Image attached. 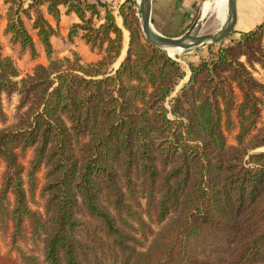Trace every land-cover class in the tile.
<instances>
[{"label":"trees","instance_id":"1","mask_svg":"<svg viewBox=\"0 0 264 264\" xmlns=\"http://www.w3.org/2000/svg\"><path fill=\"white\" fill-rule=\"evenodd\" d=\"M4 2L12 44L38 59L33 19L48 64L21 77L0 43V234L17 256L0 264H264V82L254 75L264 23L206 45L172 97L186 72L146 40L133 0L118 12L129 34L118 68L124 34L111 6ZM62 7L80 19L68 40L99 60L53 56L59 32L43 8L59 23Z\"/></svg>","mask_w":264,"mask_h":264},{"label":"crops","instance_id":"2","mask_svg":"<svg viewBox=\"0 0 264 264\" xmlns=\"http://www.w3.org/2000/svg\"><path fill=\"white\" fill-rule=\"evenodd\" d=\"M89 1L94 3L96 0ZM100 1L114 9L116 23L123 30L124 48L121 57L115 66V68H118L126 57L129 41V34L123 27L122 19L118 16L119 8L126 0ZM24 2L25 7L30 4V0H24ZM219 2L220 0H153L152 18L153 22H155L154 27L158 30V32L165 36L177 37L183 34L190 27V24L199 16V14H206V12H210L207 21L208 23L204 27V30L208 33L215 32L221 27L222 23L220 22L219 24L217 20L218 16H216L218 14L216 7ZM236 4L238 22L235 34L232 36V41L239 39L243 33L253 31L260 24L264 23V0H236ZM43 11L46 14L48 22L59 32V35L54 36L51 39L54 50L53 56L55 58H68L71 57L72 52H77L82 57L84 63H91L100 59V56L97 53L92 52L81 40V38H75L73 42L68 40V34L71 26L80 22L79 17L75 13H68L67 9L62 7L60 21L57 23L52 16L47 14L46 8H43ZM0 13V43L3 47V53L5 56H9L14 60L21 77L32 73L33 69L38 64L47 65L48 60L46 58L44 48L39 41L37 31L33 29V19H25L24 22L27 31L34 40L36 50L39 53L37 60H33L30 52L28 51L21 54L20 46L12 44L10 35L5 33L7 27V17L4 0H0ZM224 14L226 18V1L224 4ZM157 22L172 23L171 27H167L170 29L169 32L164 31L165 29H163L161 25H158ZM209 26H212V28H208ZM205 47L206 45L204 46V49L208 50V48ZM196 48L186 51H195ZM193 62H195V60ZM188 80L189 79H187L186 83Z\"/></svg>","mask_w":264,"mask_h":264},{"label":"water","instance_id":"3","mask_svg":"<svg viewBox=\"0 0 264 264\" xmlns=\"http://www.w3.org/2000/svg\"><path fill=\"white\" fill-rule=\"evenodd\" d=\"M133 1L146 40L165 51H186L203 45H219L233 36L236 31L238 22L236 0H226L225 22L219 29H217V31L204 34L201 33L208 23L207 21L210 12H206V14H199V16L193 21L192 25L183 34L177 37L165 36L158 32L154 27L152 18L153 0Z\"/></svg>","mask_w":264,"mask_h":264},{"label":"rangeland","instance_id":"4","mask_svg":"<svg viewBox=\"0 0 264 264\" xmlns=\"http://www.w3.org/2000/svg\"><path fill=\"white\" fill-rule=\"evenodd\" d=\"M216 16H218V14ZM217 20H218V22L220 24V20L218 18H217ZM157 23H158V25H161V27L163 29H165L164 31H166V32H169V30H170L167 27H171V25H172V23L170 24L168 22H161V23L157 22ZM192 23L190 24V26L192 25ZM211 24H212V22H211ZM168 25H170V26H168ZM208 28L211 29L212 26H209ZM201 33L204 34V33H208V32L205 31L204 28H203ZM232 39L233 38L231 36L228 40H226L224 42V45L230 44L232 42ZM215 46H218V45H215ZM168 54L170 55L169 52H168ZM71 56H72V54H71ZM208 56H209L208 50L204 49V45L202 46V48L199 51L198 50H195V51H193V50H191V51H183V50H181V51H177L176 52L175 56L172 57V58L177 60V61H179L181 63V65L183 66L187 76L180 83V85L177 87L176 92L173 93L172 97H175L177 95L179 89L186 83V81L188 79V76L190 75V70L188 68L187 63L189 61H194V60H195V62H197V61H199L202 58H205V57L207 58ZM115 66H116V64H115ZM254 75H255V77L258 80L264 82V69H262L260 67H257V71L254 73ZM18 102H19V96L18 95H13L11 99H7L6 97H4L3 108H4L5 113L8 116L7 125H11V124L14 123L15 114H16V106L18 105ZM2 127H3V125L0 124V128H2ZM227 136H228L229 143L230 144H235V139H234L235 138V134L234 133H229V134H227ZM31 157H32V151H29L28 154H27V157L24 160H22V162L24 163L25 166L28 165V162L31 159ZM4 169H5L4 164L0 160V186H1V180H2V175L4 173ZM43 176H44V171H42L40 173V176H39L41 182H43ZM39 202H40V206H38V209H40V211L43 212L42 202L40 200H39ZM154 228H155V230L158 229L157 226H155ZM25 245L27 246L26 247L27 249H31V248L33 249V247L31 245H28L26 243H25ZM10 251H11V243H10L9 238L0 234V255L10 256V257H12V258H14L16 260L17 256L15 255L14 252L11 254Z\"/></svg>","mask_w":264,"mask_h":264},{"label":"bare ground","instance_id":"5","mask_svg":"<svg viewBox=\"0 0 264 264\" xmlns=\"http://www.w3.org/2000/svg\"><path fill=\"white\" fill-rule=\"evenodd\" d=\"M225 1L226 0H220V2L217 4V7H216V11L218 13V18H219L220 22H222L221 23V26L225 22V14H224V4H225ZM177 51H181V50H168L167 52L170 53V56L171 57H174Z\"/></svg>","mask_w":264,"mask_h":264}]
</instances>
